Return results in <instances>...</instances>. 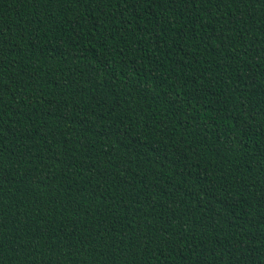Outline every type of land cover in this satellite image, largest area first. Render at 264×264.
I'll return each mask as SVG.
<instances>
[{"label": "trees", "instance_id": "trees-1", "mask_svg": "<svg viewBox=\"0 0 264 264\" xmlns=\"http://www.w3.org/2000/svg\"><path fill=\"white\" fill-rule=\"evenodd\" d=\"M0 264H264V0H0Z\"/></svg>", "mask_w": 264, "mask_h": 264}]
</instances>
